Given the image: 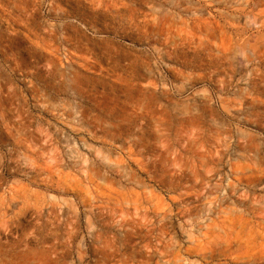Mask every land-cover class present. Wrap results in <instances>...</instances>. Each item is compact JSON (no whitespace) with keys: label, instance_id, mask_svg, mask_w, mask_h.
<instances>
[{"label":"rangeland","instance_id":"1","mask_svg":"<svg viewBox=\"0 0 264 264\" xmlns=\"http://www.w3.org/2000/svg\"><path fill=\"white\" fill-rule=\"evenodd\" d=\"M0 264H264V0H0Z\"/></svg>","mask_w":264,"mask_h":264}]
</instances>
